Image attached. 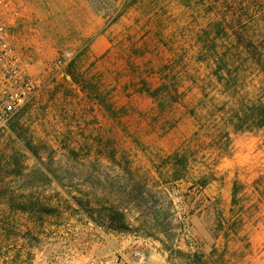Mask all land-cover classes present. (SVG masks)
<instances>
[{"label":"rangeland","instance_id":"374dc122","mask_svg":"<svg viewBox=\"0 0 264 264\" xmlns=\"http://www.w3.org/2000/svg\"><path fill=\"white\" fill-rule=\"evenodd\" d=\"M6 1L13 43L47 82L0 137V264L132 249L149 264H264V128L231 122L264 100V0ZM222 130L229 155L206 167ZM193 140L203 149L174 182L163 161ZM104 207L132 230L101 226Z\"/></svg>","mask_w":264,"mask_h":264},{"label":"built area","instance_id":"2783aa9c","mask_svg":"<svg viewBox=\"0 0 264 264\" xmlns=\"http://www.w3.org/2000/svg\"><path fill=\"white\" fill-rule=\"evenodd\" d=\"M8 10V2L0 0V137L36 103L47 82L41 74L34 73L32 61L13 43ZM71 60L72 54L64 52L54 64L55 71ZM85 264H149V261L145 251L132 249L93 258Z\"/></svg>","mask_w":264,"mask_h":264},{"label":"trees","instance_id":"16d2710c","mask_svg":"<svg viewBox=\"0 0 264 264\" xmlns=\"http://www.w3.org/2000/svg\"><path fill=\"white\" fill-rule=\"evenodd\" d=\"M264 71V67L262 66ZM220 70H222V66H217L215 70V75L217 79L222 80V76H220ZM161 92V88L155 89L153 91H149L148 93L151 96L157 98ZM231 116L232 128L236 132L240 131H249L252 132L256 129H263L264 128V100H257L255 102L245 103L242 104L241 107ZM221 137L217 140V142H212L210 147L215 151L216 157L207 161L206 167L211 165H215L218 163L219 158L221 156L229 155L230 152V132L227 130H222L220 132ZM199 133L197 132V136ZM197 144V146H196ZM203 146L198 144L196 140H193L192 144L186 145L182 149L172 153L166 160L163 161V164L167 166L171 170L172 174V181L174 182H188V175L190 170L192 169V163L196 158L195 152H201ZM197 155V154H196ZM209 165V166H208ZM213 174L211 173H204L202 174L201 178L199 179V186L203 189L205 188L214 178ZM244 186L235 181L233 184L232 190V202L234 205L237 204L238 197L243 191ZM77 201V200H76ZM78 205L79 202H76ZM45 212H49L47 208H43ZM98 209L96 208H88L86 213H90L91 217ZM100 215L105 217V222L101 223V226L108 228L109 230L115 232H130L132 229L126 220L125 214L116 209L115 207H104L100 210Z\"/></svg>","mask_w":264,"mask_h":264}]
</instances>
